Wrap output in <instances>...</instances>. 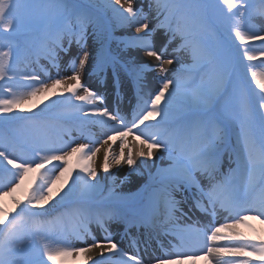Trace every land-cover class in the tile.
Listing matches in <instances>:
<instances>
[{
    "label": "snow or ice",
    "instance_id": "1",
    "mask_svg": "<svg viewBox=\"0 0 264 264\" xmlns=\"http://www.w3.org/2000/svg\"><path fill=\"white\" fill-rule=\"evenodd\" d=\"M147 9L134 0H0V264H195L201 256L204 264H264V229L250 223L264 225V24L256 22L264 0H148ZM89 38L100 45L95 56ZM61 53L69 57L64 76ZM90 58L101 85L111 68L117 98L121 72L130 83V119L83 83ZM33 63L45 78L28 70ZM53 107L81 135L98 126L101 138L74 143L63 125L53 135L45 119ZM101 149L107 195L96 167ZM165 154L168 165L148 172L146 196L116 191L113 168L127 165L123 184L144 174L138 159ZM186 203L208 223L182 224L192 219ZM112 223L124 226L134 253L113 239ZM134 233L176 242L165 248L158 239L163 254L146 261Z\"/></svg>",
    "mask_w": 264,
    "mask_h": 264
},
{
    "label": "rangeland",
    "instance_id": "2",
    "mask_svg": "<svg viewBox=\"0 0 264 264\" xmlns=\"http://www.w3.org/2000/svg\"><path fill=\"white\" fill-rule=\"evenodd\" d=\"M93 3H99V0H95V2H93ZM147 4H148V0L147 1H145L144 3H143V1L142 0H134V6H136V7H140V6H143L144 8H145V11L147 12L148 11V9H147ZM253 7H259V4H258V0H253ZM256 22L258 23V24H264V21H261V20H259V19H257L256 20ZM152 23H154V21H152ZM118 31V33H122L120 30H117ZM157 41H158V39H157ZM159 42V41H158ZM100 47V45L98 44V43H96L92 38H89V41H88V49H89V51L92 53V56H95V54H96V50L98 49ZM77 54V48H76V46L75 45H73L72 46V50H71V53H70V55H76ZM140 54H142V53H139V54H136V53H134V55H137V57L139 58V55ZM143 55V54H142ZM68 59H69V57L68 56H65L64 54H62L61 55V62H60V69H59V75L60 76H64V75H68V74H70V72L67 70V61H68ZM92 63H93V61H92V59L90 58V60H89V64L88 65H86V67H85V70H84V72H83V75H82V80H83V83L84 84H86V85H89V86H92L93 88H95L97 91H101L102 90V93L101 94H103L104 95V97H106L107 96V98L106 99H108L109 98V100H112L113 99V84H112V82L111 81H109L108 83H107V86L106 87H104V88H102V89H99V86H98V82H97V80L95 79V77H93L92 75H91V67H92ZM36 69V71H38V72H40V68H37V67H35V64L33 63L32 65H31V67L28 69V70H32V69ZM40 75H41V78L43 79V78H45V74L43 73V72H40ZM48 75H51L52 77H55L56 75H57V69L55 70V69H53V68H49L48 67ZM122 80H124L125 82H124V86H123V93H126V94H128V93H130V88H129V82H127L126 81V79L124 78V76H123V73H122ZM154 89V88H153ZM52 100H55V97H53V98H51V100H48V101H45V103L46 104H49L50 106H51V104H52ZM114 102V101H113ZM115 105V104H114ZM115 106H117V105H115ZM118 108H119V110L121 111L122 109V113H126V114H129V116H128V118L130 119L131 117L130 116H132V114L130 113V110H127V105H125V103L122 105V103H120V104H118ZM44 107V105H40V108H43ZM54 108V107H53ZM116 108L117 107H113V108H111V109H109L110 111H115L116 110ZM40 109L39 108H37V109H35V111H39ZM129 112V113H128ZM98 127V126H97ZM86 128V130H88L90 133L92 132L93 134H96L94 131H91V129H92V127L91 126H86L85 127ZM91 133V134H92ZM98 137H100L98 134L97 135H95V139H100V138H98ZM130 139V138H129ZM73 142L75 143V142H78V143H89L90 141L89 140H86L85 138H84V136L83 135H79V133H77L74 137H73ZM74 146V145H73ZM113 150L114 151H119V142H117L114 146H113ZM54 164L55 163H58V162H53ZM156 163H160L161 165L163 164L162 162H155V164ZM49 167H51V166H49ZM154 167V164H152L151 166H150V169H152ZM149 171V170H148ZM125 177V175L123 176V178ZM137 186H135L129 193H127V192H123V191H119L120 190V188L121 187H123V185L122 184H119L118 185V187L116 188V191H118V192H122V193H124V194H132V193H134V192H136V190L138 189V184H136ZM186 205H188V203H186V204H184V206H186ZM209 218V220L211 219L210 217H208ZM221 219V218H220ZM219 222H225V221H216V223L218 224ZM250 222H252V220H250ZM204 224H206V223H204ZM113 225V224H112ZM121 227H122V224H118V223H115L114 224V227L113 228H115V233H116V236L117 237H120V234H121ZM93 230V232H94V234L96 235V231H95V229H92ZM221 244H224L225 242H220ZM141 245L142 246H140V247H143V248H145V245H144V243L143 242H141ZM149 246H151V247H148L150 250L149 251H151L152 253H157L158 251H156V250H153L154 248H153V244L151 243V241H149ZM148 248H147V250H148Z\"/></svg>",
    "mask_w": 264,
    "mask_h": 264
},
{
    "label": "bare ground",
    "instance_id": "3",
    "mask_svg": "<svg viewBox=\"0 0 264 264\" xmlns=\"http://www.w3.org/2000/svg\"><path fill=\"white\" fill-rule=\"evenodd\" d=\"M157 39H158V41L160 39H162V33L157 36ZM138 59L145 60V59H148V58L143 56L142 54H140ZM172 67H176V65H173ZM154 75H155L154 73H149L148 74V80L151 82V89L156 87V82L153 81V76ZM151 89H149V90H151ZM100 92L102 93V90ZM106 98H107V96L105 97L104 106H106L107 108L111 109L113 107V104L111 102L112 100H109V98L108 99H106ZM120 101L121 102H119V103H122V105L124 103H125V105H127V107H128L127 110H131L132 107L136 103V97L133 94L132 90H130V93H128V94L124 93L123 94V98ZM122 110L120 111L121 115H124V116L128 117L129 114L122 113ZM91 127H92V130L95 131L97 134L100 133L101 130H100L99 127H97V126H91ZM233 138H235V137H233ZM157 155H159V154H157ZM102 159H103V149H101V152L98 153V157L96 158V167H97V171L99 173V179H100L101 183L105 185V188H104V191H103L102 195H107V187H108V184H109V181H110L111 177L109 176V174L104 173L103 170L101 169L100 164L102 163ZM155 162H157V159L155 161L147 160V161H144L143 163L138 159L137 160V164L140 165V169H141V171L144 174L143 175L133 174V175L129 176L128 179L122 184L123 187H121L119 191H123L124 193L125 192L129 193L135 186H137L136 184L140 185L142 182H144V180L147 178V174H146L147 171L150 170L151 172H153V170L150 169V166L152 164H155ZM168 163H169V161L167 159L163 160L164 167H166L168 165ZM227 166H228V160H227V158H224V169H226ZM128 172H129V169H128L127 165H121L119 168H113L112 169V174H114V176L116 177V180H117V187L120 184L119 181L121 179H123V176L124 175L126 176V174ZM74 175H75V173H74ZM220 217L224 220V219H226L227 214L225 213V214L221 215ZM197 220H199L200 223H208L209 218L205 217V216H201V215L195 214L193 216V218L191 219V222L193 223V221H197ZM189 223H190V221H189ZM243 231L248 232L249 230L248 229H243ZM88 242L90 243L91 241L89 240ZM121 245H122V249H124L125 251H128V252L129 251H134V249L133 248H129L126 243L123 244V241H121ZM140 254L146 261L148 260L149 256H161V254L159 252L152 253L149 250H147V253H145L144 250H141ZM185 264H187V262H185ZM195 264H196V262H195Z\"/></svg>",
    "mask_w": 264,
    "mask_h": 264
}]
</instances>
